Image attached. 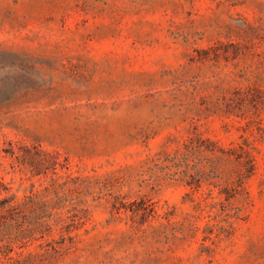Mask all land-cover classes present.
Listing matches in <instances>:
<instances>
[{"label": "rangeland", "instance_id": "1", "mask_svg": "<svg viewBox=\"0 0 264 264\" xmlns=\"http://www.w3.org/2000/svg\"><path fill=\"white\" fill-rule=\"evenodd\" d=\"M199 135L255 158L226 211L232 162L171 177ZM33 145L67 162L57 184L15 163ZM0 182L14 204L57 190L82 211L27 264H264V0H0Z\"/></svg>", "mask_w": 264, "mask_h": 264}, {"label": "trees", "instance_id": "2", "mask_svg": "<svg viewBox=\"0 0 264 264\" xmlns=\"http://www.w3.org/2000/svg\"><path fill=\"white\" fill-rule=\"evenodd\" d=\"M182 144L181 148L173 152V158L177 161L175 166L178 169L182 167V169L171 174V177L177 176L183 179L189 175L190 181L186 180L188 184L196 183L201 179L211 181L210 174L205 173V176L200 174L201 168H198L196 175L189 171L197 168L201 160L206 161L212 173L218 171L221 162H232L234 166L227 178L223 180V186L219 190V195H223V199L220 200L224 207L223 211H226L232 200L239 201L242 197L249 198L245 183L254 174L256 162L247 144L223 147L217 141L202 138L200 135L197 138H188ZM32 148L33 150L21 146L15 149L12 147L15 163L24 164L33 175L37 176L47 175L51 170L53 177H51L50 186L57 184L58 178H55V175L58 174V166L67 167L65 166L67 162L61 164L58 154L44 150L40 145H33ZM195 159L199 161L193 162L191 166L190 162ZM67 181L65 180L62 184H67ZM44 190L47 193L49 187L46 186ZM13 201L14 196L8 194V188L0 182V264H27L28 260L24 250L31 240L47 242L46 253L54 256L66 246V240L71 241L72 232L82 221L79 215L82 211H78L74 204L65 205L63 196L57 190L52 198L48 194L40 195V191L32 190L24 197L22 204L17 205ZM21 206L27 211L21 210L22 214L18 216V209ZM140 207L138 209H142V206ZM242 209L243 204L236 205L226 214L238 220L241 218ZM54 234H57V239Z\"/></svg>", "mask_w": 264, "mask_h": 264}]
</instances>
